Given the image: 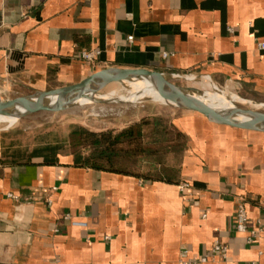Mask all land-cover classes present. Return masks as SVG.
I'll return each mask as SVG.
<instances>
[{
    "label": "crops",
    "instance_id": "obj_1",
    "mask_svg": "<svg viewBox=\"0 0 264 264\" xmlns=\"http://www.w3.org/2000/svg\"><path fill=\"white\" fill-rule=\"evenodd\" d=\"M260 43L264 0H0V98L118 68L206 78L264 104ZM84 51L95 61H82ZM164 115L186 142L154 166V156L118 152L95 167L60 127L0 132V264H180L215 242L226 258L205 264H264V134ZM147 116L109 130L144 121L151 131ZM240 201L247 234L234 230Z\"/></svg>",
    "mask_w": 264,
    "mask_h": 264
},
{
    "label": "water",
    "instance_id": "obj_2",
    "mask_svg": "<svg viewBox=\"0 0 264 264\" xmlns=\"http://www.w3.org/2000/svg\"><path fill=\"white\" fill-rule=\"evenodd\" d=\"M173 79L194 81L197 78L168 75L146 69L109 68L95 72L71 86L34 92L9 100L0 99V120L10 121L9 125L1 122L0 126H4V129L0 131L9 130L20 120L37 113H58L84 105H118L116 100L102 98L101 95L105 94L100 92L112 84L126 88V82H150L163 99V105L192 113L210 124L264 134V109L253 107L264 104L252 103L237 96L240 101L232 102L228 107H211L195 98L202 96L204 94L202 91L175 84L171 81ZM212 86L213 90L220 93L219 95H225L230 100V94L222 92L213 84ZM237 104L248 105L249 108ZM242 117L245 119L241 120Z\"/></svg>",
    "mask_w": 264,
    "mask_h": 264
},
{
    "label": "rangeland",
    "instance_id": "obj_3",
    "mask_svg": "<svg viewBox=\"0 0 264 264\" xmlns=\"http://www.w3.org/2000/svg\"><path fill=\"white\" fill-rule=\"evenodd\" d=\"M173 83L178 84L183 87H193L199 90V83L202 79H196L194 81L186 80H171ZM118 88H121L120 85L112 84L102 90L101 94H107L111 91H114ZM222 92L224 90L220 89ZM204 91V90H202ZM230 95H236L239 98L243 99L240 94L235 93L234 91H224ZM211 93L219 92L211 89ZM1 99V98H0ZM4 100V99H2ZM244 100V99H243ZM252 103L261 104L258 102L250 101ZM243 108H249L248 105L237 104ZM105 106V107H104ZM116 108V109H114ZM101 109V110H100ZM104 109V110H102ZM169 109H174L163 104L154 103V102H143L136 105H84V106H75L71 109L58 112V113H37L31 116H28L15 125H13L9 130H3L0 132H7L13 129H23L25 131H32L34 129H39L44 126H55L60 127V130H69L71 126H79L87 130H107V131H116L115 129L109 130L113 125L121 127L127 121L138 115H148L147 118L143 119H160L165 120L164 111H169ZM108 110V111H106ZM114 110V111H112ZM177 110V109H174ZM90 111V112H89ZM181 111V110H178ZM262 111V109H261ZM2 127V128H1ZM0 129H4V126H0ZM150 129V128H149ZM150 131V130H149ZM172 146L160 147L158 146L154 152V158L148 160V163H152V166L156 164V161H160L163 156L166 155V152L171 149Z\"/></svg>",
    "mask_w": 264,
    "mask_h": 264
},
{
    "label": "trees",
    "instance_id": "obj_4",
    "mask_svg": "<svg viewBox=\"0 0 264 264\" xmlns=\"http://www.w3.org/2000/svg\"><path fill=\"white\" fill-rule=\"evenodd\" d=\"M145 126L146 123L141 121L117 133L92 132L79 126H71L67 134L69 150L73 154L81 150L89 151L86 161L95 167H101L110 165L118 152L153 156L158 146L179 149L185 146V137L179 132L168 130L163 120L154 119L151 131L143 132Z\"/></svg>",
    "mask_w": 264,
    "mask_h": 264
},
{
    "label": "bare ground",
    "instance_id": "obj_5",
    "mask_svg": "<svg viewBox=\"0 0 264 264\" xmlns=\"http://www.w3.org/2000/svg\"><path fill=\"white\" fill-rule=\"evenodd\" d=\"M198 85H199V91L204 90L202 91L204 94L202 96H195V98H197L199 101H201L202 103L208 106L224 108V107H228L232 102L240 101V99H238V97L235 95H231L229 100L227 97H225V95H218L215 93H211V89H213V86L208 79L204 78L201 81V83H199ZM125 87L126 88H118L105 95H101V97L107 100H111V99L116 100L118 102V105L121 106L136 105L146 101H151L154 103H161V104L164 103L159 93L155 90L154 85H152V83L150 82H129V83L126 82ZM253 107L257 109L259 108L264 109V105H254ZM240 119L244 120L245 118L242 117ZM1 122L5 123L6 120H0V123ZM9 122L10 121L6 123L9 125L10 124Z\"/></svg>",
    "mask_w": 264,
    "mask_h": 264
},
{
    "label": "built area",
    "instance_id": "obj_6",
    "mask_svg": "<svg viewBox=\"0 0 264 264\" xmlns=\"http://www.w3.org/2000/svg\"><path fill=\"white\" fill-rule=\"evenodd\" d=\"M128 40H131V38H128ZM258 49L264 50V44L260 43L258 44ZM98 53L95 52H82L80 55V59L84 62L92 63L95 61ZM187 78H191L193 76L191 75H183ZM191 185L185 181H181L178 184V190L179 193L182 195V198L184 199L185 202H188L190 200V190H191ZM77 225V224H75ZM84 224H81L83 226ZM234 230L237 233L240 234H247L248 229H247V213L245 209V203L243 201H240L237 204L236 210H235V225H234ZM258 235V230L256 231H249L248 236L245 239V243L247 245H250L253 240L257 237ZM226 253L227 249L224 245H222L219 242H215L214 245L212 246L210 253L204 256H201L197 259H189L186 260L185 253H183L182 258L180 260V264H205L209 262L210 259H216V258H226Z\"/></svg>",
    "mask_w": 264,
    "mask_h": 264
}]
</instances>
